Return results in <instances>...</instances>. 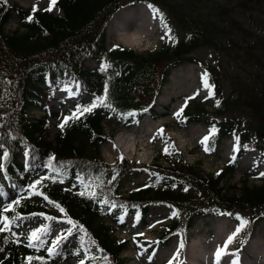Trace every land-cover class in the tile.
<instances>
[{
	"label": "trees",
	"instance_id": "trees-1",
	"mask_svg": "<svg viewBox=\"0 0 264 264\" xmlns=\"http://www.w3.org/2000/svg\"><path fill=\"white\" fill-rule=\"evenodd\" d=\"M221 1L204 2L203 13L192 8V0H58L55 8L62 12L59 17L44 10L33 13V9L23 11L17 6L0 5V143L4 145L0 156L5 149L8 152L7 160L0 159L3 165L0 200L9 208L7 212L5 207L0 209V219L8 216L15 220L10 232H0V264H29L28 257L33 258L31 264H57L59 255L63 260L72 256L67 254L68 248H61L66 246L64 241L57 254L50 255L48 249L52 246L44 238V243L32 248L28 247V239L13 235L17 222L39 209L36 202L60 211L49 200L65 210V221L71 218L76 222L77 228L70 227L72 236L84 239L72 256L78 264L81 260L85 264H108L100 259L104 255L110 264H122L126 244L111 238L104 222L125 213L147 216L151 207L159 205H167L178 213L177 222L169 226L160 239L161 245H167L174 236L180 243L183 241L185 247L189 241L188 231L198 217L226 213H231L233 218L237 215L248 218L250 223L242 231L246 235L242 247L250 242L253 232L264 220V177L259 187L250 188L245 183L240 190L226 189L222 182L235 174L236 159L264 142L262 137L258 138L261 142L250 138L264 135V0H225L226 5ZM141 2L150 3L163 14L161 22L171 29L174 39L167 37L172 44L164 49L162 46L161 51L146 58L124 49L107 51L106 14L109 11L113 14L112 10L119 5ZM15 16L20 18L22 33L7 31V25ZM29 16H33L31 22ZM181 29L185 32L183 37L179 36ZM198 49L219 54L216 64L195 59L204 73H208L209 83L214 85L211 100L218 102L216 115L233 117L243 113L258 119L256 133L246 130L247 123L243 126L239 117L231 118V122L214 123L216 132L209 140L214 148L227 138H239V157L231 161L230 170L227 168L218 178H208L194 173V168L184 162L182 156H173L174 161L166 160L167 168L129 163L125 159L110 166L83 152L81 140L90 144L106 142L104 117H127V122L131 123L135 117L152 115L157 96L171 71L194 62L192 55ZM88 61L95 62L96 68H90ZM104 65L109 67L102 70ZM223 70L231 76L229 96L221 88L222 76L226 77ZM73 84H80L92 97L77 104L69 116L78 107H87L105 95L110 107L99 106L69 121L63 130L58 129L54 140L49 141L47 120L57 114L46 106L52 102L56 90ZM34 108L41 109L43 114L33 116ZM200 119L197 114L188 116L187 121L197 123ZM263 147L262 144L258 148L264 153ZM139 169L151 172L154 181L122 197L123 181ZM38 180L42 183L37 185V190L44 195H34L29 187ZM85 185H91V190L96 191V199L87 194L79 195L85 191ZM191 191L198 192V196L193 198L185 193ZM45 195L48 200L44 199ZM101 199L117 207L111 208ZM120 205L126 207L122 209ZM79 226H83L87 236Z\"/></svg>",
	"mask_w": 264,
	"mask_h": 264
},
{
	"label": "rangeland",
	"instance_id": "rangeland-1",
	"mask_svg": "<svg viewBox=\"0 0 264 264\" xmlns=\"http://www.w3.org/2000/svg\"><path fill=\"white\" fill-rule=\"evenodd\" d=\"M186 1L191 2V0ZM206 1L208 0H192L194 3L192 8L196 12L202 11L205 13L202 8ZM221 2L226 5L225 0ZM7 4L17 6L23 11H29L33 9L34 5L39 10H44L48 7L49 2L48 0H8ZM136 5H142V3H134V5L127 7L133 8ZM143 7L152 11L149 4H145ZM206 8L208 9V2ZM51 13L55 17L62 16V12L57 8H54ZM158 20L160 27L157 33L144 40L140 46L123 44L117 36V29L122 25L123 18L119 17L117 23H115L116 27L112 21L107 32V51L124 49L146 58L161 51L162 46L163 49L168 47L167 45L172 44V42L166 36L159 18ZM21 25L20 18L15 16L7 25V31L22 33L24 29H21ZM179 33L180 37L185 34L182 29ZM161 37H164V39H161ZM192 56L195 63L191 61V63L174 68L171 71L168 82L163 84L160 94L157 96L155 110L152 115L144 114L135 117L131 124L127 122V117L118 118L115 115L104 117L103 132L107 139L106 142L90 144L91 142L87 143V141L81 140L79 142L84 144L85 148L83 152L89 157L102 159L105 164L110 166H116L125 159L129 163L167 168L168 163L165 162L166 160L174 161L173 156H182V160L194 168V173L208 178H218L222 172L231 166V161L239 157V141L234 137L227 138L222 141L221 145L214 148V151L210 154L204 152L200 141L205 136L210 135L214 123L231 122L233 117L242 118V125L244 126L247 123L248 129L246 130L250 133H256L258 130L255 129V126L258 119L255 116L246 117L243 113H237L233 117L228 115L225 117L224 114L217 116L218 103L216 100H211L209 89L203 87L202 75L204 71L195 59L200 63L206 61L216 64L219 61V54L208 49H198L194 51ZM87 64L90 68H96L97 66L92 61ZM224 74H226L225 71ZM230 78V74H226L225 79L222 76L223 81L221 82V85H223L221 88L224 94L228 96L232 91ZM73 93L76 94L73 95ZM89 99L90 97L82 92L79 85L65 88L55 94L53 101L46 106V109L52 110L55 114L59 112L61 116L59 119H55V116H57L55 115L47 120L50 124L49 141H53L58 135V125L73 112L76 102L88 101ZM181 108L184 109L183 113L180 118H177L175 114ZM31 114L40 116L43 111L34 108ZM197 114L201 116L199 122L187 121L188 116ZM262 117L263 115L259 118L260 121ZM161 129L163 130L162 135L160 133ZM259 137H262L264 141V135L260 136V134L250 138L261 142L258 139ZM261 143L264 145V142ZM261 143H258L257 147L250 148L247 153L236 159L235 174L223 180L222 186L224 188L236 187L240 190L245 183L250 188L259 187L262 184V177L264 176L261 173H264V153L259 149L262 146ZM125 145L128 146L125 148ZM166 148L171 155L166 154ZM218 172L220 175H217ZM153 180L154 175L151 172L140 169L135 170L123 181L120 187L121 196L127 197L133 190L149 184ZM185 193L193 198L198 196V192L194 191ZM35 205L39 207L35 214L26 222H18L14 231L18 236L28 237L32 230L48 225L51 231L43 238L50 242V245H53L59 235L64 234L70 225L63 222V216L65 215H62L60 211L42 202H36ZM4 207L5 204L0 200V209ZM173 213L174 210L171 207L159 205L151 207L147 216L129 214L123 216V223L119 221L118 217L104 222L111 238L118 243L126 244V251L121 256L122 264H190L191 259L195 260L197 264H216L215 254L217 250L225 244L229 236L239 226L236 218L226 214L198 217L192 229L188 231L189 241L185 247L181 248L179 238L174 236L167 245H161L159 242L165 230L178 220V217L174 216ZM137 215L139 216L138 220ZM45 216L55 217L56 219L49 220ZM245 219L248 220L246 216ZM245 236V233L241 231L236 236L235 241L228 245L227 251L237 253L238 257L237 255L222 256L220 264H231L237 258L239 264H264V220L253 232L250 242L242 247ZM252 241L254 242L253 250L250 251L248 247ZM66 242L72 245L71 254L75 252L73 250H77L79 247L78 239L68 238ZM169 245H173L174 248L165 252L166 246L170 247ZM177 253H179L178 256ZM205 256L208 257L207 260L204 259ZM58 264H77V262L75 259L71 261L59 259Z\"/></svg>",
	"mask_w": 264,
	"mask_h": 264
},
{
	"label": "snow or ice",
	"instance_id": "snow-or-ice-1",
	"mask_svg": "<svg viewBox=\"0 0 264 264\" xmlns=\"http://www.w3.org/2000/svg\"><path fill=\"white\" fill-rule=\"evenodd\" d=\"M7 2H8V0H0V5H7ZM57 3H58V0H49V6L46 9H44V11H46V12L53 11V9L56 7ZM149 7L152 8L153 18H159L163 22V20H164L163 14L160 13L159 9L154 8L152 5H149ZM38 10H39L38 7L34 5L33 6V13H35ZM28 20L31 22L33 20V16H29ZM163 27L166 29V36H168L170 39H174V37L171 36V29L168 27V25L166 23H163ZM161 39H164V37H161ZM107 67H109V65H104L102 67V70H106ZM202 81H203V87L206 88V89H209V95L210 96L214 95V85L209 83V76H208L207 72H205L202 75ZM75 94L76 93H73V95H75ZM106 100H107V96L105 95L104 97L97 98V101L95 103H92L91 105H89L87 107H78L76 112H74L69 117H65L64 118V122L61 123L60 125H58V127L61 130H63L64 127L69 123V121H74L76 119H79L80 117L84 116L86 113H91L95 108H97L99 106L110 107V105L108 103H106ZM183 110L184 109L181 108L175 114L177 116V118L181 117V115L183 113ZM215 132H216V129L213 127L210 130V135L209 136H205L200 141L201 145L203 146V150H204L205 153H209L210 154L212 151H214V145H210L209 144V140L212 138V135H214ZM160 133H161V135L163 134V130L162 129L160 130ZM0 139H2V138H0ZM238 139L239 138L237 137V140ZM0 149H4L3 143H0ZM165 152H166V154L171 155V153L168 152L167 148L165 149ZM7 158H8V152L5 149L2 152V156H0V159L7 160ZM121 159H123V157H121ZM2 169H3V165L0 164V170H2ZM53 170L55 171V169H53ZM217 175H220V173L218 172ZM261 175L264 176V173H261ZM47 178L48 177H45V179H47ZM41 183H42V181L38 180V181L34 182L33 184L29 185V187L33 190V194L34 195H44L42 192H39L37 190V185H39ZM81 183L83 184L84 181L81 180ZM91 189H92L91 185H85V191L80 192L79 195L84 196V195L87 194L90 198L96 199L97 198V193H96L95 190H91ZM187 190L188 189L185 188V191H187ZM44 199L48 200V197L45 195ZM101 202L105 203V204H110L111 208H116L117 207V205L115 203H110L106 199H101ZM15 203L19 204L20 202L16 201ZM49 203H52L55 207L59 208V210L62 213H64L65 216H67V213L65 212V210L60 205L56 204V202L49 200ZM119 207H121L123 209L126 206L120 205ZM4 211L5 212L9 211V208L5 207ZM222 214H224V213H222ZM125 215H126V213H125ZM173 215L174 216L178 215V213L174 212ZM226 215H232V214L231 213H226ZM17 219H20V218L17 217ZM46 219L54 220L56 218L55 217H46ZM118 219H119V221L121 223L124 222V217L123 216L118 217ZM138 219H139V216L137 215V220ZM236 219L240 221V224L237 227L236 231L231 236H229V238L225 242V244L217 250V252L215 254L216 255V264H220V259H221L222 256L237 255V257H238L237 253H229L227 251V248H228V245L232 244L235 241L236 236L239 235V233L241 231H243L248 226L250 221L246 220L245 218H243V217H241L239 215L236 216ZM65 222L67 224H69V225H72L73 228H77L76 222L73 221L71 218H68ZM14 223H15L14 219L9 218L8 216H3L2 219H0V232H10ZM79 230L84 232V236L88 235L87 231L83 229V226H79ZM50 231H51V228L48 225H45L42 228H37L35 230H32L30 235L28 237H26L28 239V241H29L28 247L37 248L39 244L44 243L43 237L45 235L49 234ZM13 235H15V234H13ZM72 235H73L72 228L65 230V233L59 235L58 239L55 241L53 246L50 249H48L49 254L50 255L57 254V249L59 248L61 242L64 241V240H67V238L69 236H72ZM141 235H142V233H141ZM80 240H81V243L83 244V242H84L83 237H81ZM91 243L95 244V241H92ZM180 247L181 248L184 247L183 241L181 242ZM99 251L103 252V249H99ZM178 255H179V253H177V256ZM91 258L92 259H97V257H91ZM32 259H33L32 257H28L29 264H31ZM37 259H42V258L37 257ZM100 259H102L104 261H108V264H110V261L108 260V257L106 255L100 257ZM80 264H85V261L81 260ZM231 264H239L238 258L236 260H233L231 262Z\"/></svg>",
	"mask_w": 264,
	"mask_h": 264
},
{
	"label": "bare ground",
	"instance_id": "bare-ground-1",
	"mask_svg": "<svg viewBox=\"0 0 264 264\" xmlns=\"http://www.w3.org/2000/svg\"><path fill=\"white\" fill-rule=\"evenodd\" d=\"M112 12L113 14H111V11L106 14V19H108V21L105 24V44L107 42V32L110 23L113 21V25L115 26V23H117L119 17L123 18V23L117 29V36H119V40L127 46H140L144 42V40L149 39L152 35L157 33L158 28L160 27L158 18H153V12L149 9L144 8L143 5H136L133 8H128L127 6L121 7V5H119L115 8V10H112ZM119 143L121 142L119 141ZM127 146L128 145H125V148ZM28 220L29 219L27 218L24 220H19L18 222L23 223ZM253 243L254 242L252 241L250 246L248 247V250H253ZM169 246L170 247L166 246L165 252H167L168 249L174 248L173 245ZM205 258L206 260L208 259V257L206 256L204 257V259ZM189 263L197 264L193 259H191Z\"/></svg>",
	"mask_w": 264,
	"mask_h": 264
}]
</instances>
